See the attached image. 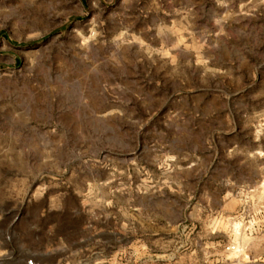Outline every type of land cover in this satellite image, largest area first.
<instances>
[{
  "label": "rangeland",
  "instance_id": "obj_1",
  "mask_svg": "<svg viewBox=\"0 0 264 264\" xmlns=\"http://www.w3.org/2000/svg\"><path fill=\"white\" fill-rule=\"evenodd\" d=\"M29 257L264 264V0H0V264Z\"/></svg>",
  "mask_w": 264,
  "mask_h": 264
},
{
  "label": "built area",
  "instance_id": "obj_2",
  "mask_svg": "<svg viewBox=\"0 0 264 264\" xmlns=\"http://www.w3.org/2000/svg\"><path fill=\"white\" fill-rule=\"evenodd\" d=\"M25 264H43V262L36 257H29L25 260Z\"/></svg>",
  "mask_w": 264,
  "mask_h": 264
},
{
  "label": "bare ground",
  "instance_id": "obj_3",
  "mask_svg": "<svg viewBox=\"0 0 264 264\" xmlns=\"http://www.w3.org/2000/svg\"><path fill=\"white\" fill-rule=\"evenodd\" d=\"M241 245L240 244H238V248L240 247Z\"/></svg>",
  "mask_w": 264,
  "mask_h": 264
}]
</instances>
